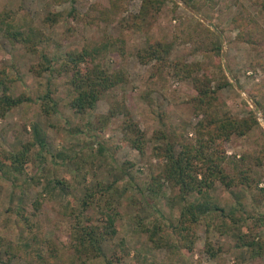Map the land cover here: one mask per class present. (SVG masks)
Wrapping results in <instances>:
<instances>
[{
	"label": "trees",
	"instance_id": "trees-1",
	"mask_svg": "<svg viewBox=\"0 0 264 264\" xmlns=\"http://www.w3.org/2000/svg\"><path fill=\"white\" fill-rule=\"evenodd\" d=\"M75 1L69 0L71 8L67 12L68 16H74L76 12L72 5ZM128 1L110 0L109 6L98 9L100 18L111 21L112 15L127 11ZM184 1L201 11V0ZM168 3L172 4L171 11L175 12L179 6L176 0H141L135 11L128 12L117 20L119 36L110 35L98 44L84 43L77 51L70 49L61 53L49 51L46 46L51 39L41 28H17L9 20V13L0 14V34L11 43L24 47L29 45L27 51L37 55L35 63L29 68L30 72L36 76L47 74L46 88L35 101L39 113L49 118L59 112L54 89L50 84L53 77L67 74L70 85L67 106L77 115L87 131L92 129L95 132L90 136L92 140L97 137V133L105 131L112 118L120 117L122 144L136 150L141 157L146 152L149 140L147 141L145 132L125 103H111L106 113L95 116V122L90 118L97 102L108 91L128 82L123 70L103 66L97 58L116 43L120 45L116 49L122 53V46L130 34H143L144 39L135 51V58L141 64H151L156 78L163 83L164 78L187 81L195 91L189 98L193 116L196 117L194 123L183 120L179 124H173L169 120H163V111H154L159 125L153 129L150 137L153 143L146 170L135 167L134 163L123 162L119 178H127V185L124 187H118L116 179L104 181L96 176V171H90L94 182L84 184L77 199H71L72 202L67 199V203L62 206L70 217L67 227L69 240L64 247L69 251L71 264H91L93 260H99L102 264H115L124 259L122 252L126 254L127 251L124 239L116 243L111 241L118 232L117 220L123 217L119 206L127 192V186L144 194L142 205H148L154 212H158L149 220V224L144 223L146 216L140 213L136 219L140 229L138 230L145 234L150 248L164 249L174 257L192 253L198 225L209 219L212 222L219 221L214 227L216 232L232 240L236 248H245L251 258L264 257V213L253 215L240 201L230 204L225 202L222 205L217 193L218 188L225 191L239 188L251 198L253 205L259 206L264 199V129L253 109L246 115L237 116L226 103L219 100V90L228 87L231 82L221 64L220 36L209 26L193 17L191 32L187 30V37L191 40L194 39V33H199L198 29L204 34L203 42L193 45V53L201 51V59L195 61L172 57L174 42L150 34L151 26ZM256 5L264 13V0H257ZM61 15V11L49 13L42 18V23L49 27L55 25ZM232 22L238 28L236 39L247 42L254 48L253 34L260 30L249 26L251 22L247 23L242 17H234ZM8 68L9 66L4 65L0 67V117L11 108L32 101L28 95L13 96L9 93L10 85L19 80V77L9 75ZM262 88V84H257L248 89L251 99L260 110L264 109ZM88 113L89 117L85 118ZM74 131L83 130L75 125ZM255 132V148L246 149L239 154L227 153L225 142L232 136L250 137ZM29 134L28 141L20 143L17 150L6 151L0 147V175L12 180L11 174H15L12 181L23 175L25 186L43 185L42 191L49 197L52 195L51 189L58 188L65 190L68 197L72 187V180L68 177L44 178L42 174H30V169L33 168L30 151L37 145L40 151L46 150L47 134L36 120L31 123ZM97 144V151L102 154L107 147L103 142L97 141ZM57 155L62 157L64 154L57 152ZM39 157L43 158L42 155ZM80 174L83 181H86L87 172L81 171ZM41 177L44 178V183ZM163 196L171 218L168 212L156 208L157 202ZM40 197L41 193L38 194V198ZM38 198L33 203L36 209L40 205ZM173 211H178L175 218L171 214ZM5 216V222H13L19 229V234L16 239L0 234V263L10 264L16 257L32 255L39 264H54L58 250L51 240L42 236L37 223L27 213L24 203L17 207L8 205ZM206 225L208 227V221ZM202 251L215 258L221 249L207 240Z\"/></svg>",
	"mask_w": 264,
	"mask_h": 264
},
{
	"label": "rangeland",
	"instance_id": "rangeland-1",
	"mask_svg": "<svg viewBox=\"0 0 264 264\" xmlns=\"http://www.w3.org/2000/svg\"><path fill=\"white\" fill-rule=\"evenodd\" d=\"M109 1L76 0L72 3L76 12L74 16H68L67 12L71 8L69 0L62 2L57 0H0V14L9 13L11 15L9 20L17 28H29L30 26L41 28L44 34L51 39L49 45L46 46L49 51L61 53L70 49L77 51L84 43L98 44L110 35L119 36L117 20L128 12L135 11L141 2V0H129L127 11L112 15L111 21H104L100 18L98 9L109 6ZM176 1L179 6L175 12L171 11L172 4L168 3L151 26L150 34L162 36L174 42L172 57L195 61L201 59V51L193 53V45L203 42L204 34L198 29L199 33H194V39L191 40L187 37L189 33L187 30H190L194 21L193 17L203 21L220 36L221 64L226 77L231 82V85L219 90V100L226 103L231 112L237 116L246 115L250 109H253L264 129V109H258L248 93L251 87L262 84L264 99V13L256 5L257 0H201V11H197L184 0ZM56 11L62 12L58 22L50 27L43 25L42 18ZM234 17L245 18L247 23L251 22L249 26L260 30L253 34L254 48L247 42L236 39L238 28L232 22ZM143 39V34H130L122 46V53L121 50L116 49L120 46L116 43L108 52L97 58L103 66L123 70L128 82L108 91L97 102L90 117L95 122V116L106 113L111 103H125L134 119L138 121L140 128L145 132L147 141L149 140L146 152L141 157L136 150L122 144L120 117L112 118L104 132L97 133V137L93 140L90 138L95 132L92 129L87 131L77 115L67 106L70 93L67 74L53 77L52 84H50L54 89L59 112L49 118L42 116L35 101L46 88L47 74L36 76L30 72L29 68L35 63L37 55L27 51L29 45L24 47L18 43H11L0 34V67L9 66L8 74L19 77V80L10 85L9 93L13 96L24 94L32 98L31 102L13 107L0 117V147L6 151L17 150L20 143L28 141L31 123L36 120L46 131L47 144L46 150L43 151H40L38 145L31 149L30 158L33 168L30 169V174H42L44 178L68 177L72 180L68 197L65 190L58 188L51 189L52 195L49 197L42 191L43 185L33 187L28 184L25 186L26 181L23 175L15 181H12L15 174H11L12 180L0 175V234H5L12 239L18 237L19 229L13 222L4 220L6 218L5 208L8 205L17 207L20 203H24L27 213L37 223L42 236L51 240L58 250L54 264H71L69 251L64 247L69 240L67 227L70 217L66 215L62 206L67 203V199H70L69 202H72L71 199H77L84 184L94 182L90 171H96V176L104 181L116 179V185L124 187L127 185V178H119L123 162L134 163L135 167L146 170L147 160L151 158L149 156L153 142L150 141V137L153 129L159 125V119L154 111H163L165 113L163 120H169L173 124H179L183 120L192 123L196 121L189 104V98L195 93L192 85L187 81L167 78H164L165 83H163L153 74L151 64H141L135 58V51ZM87 117L89 113L85 115V118ZM75 125L80 126L83 131L75 132ZM256 132L250 137L232 136L225 142L227 153L239 154L246 149L255 148ZM97 141L103 142L107 147L102 154L97 151ZM57 152L64 155L58 156ZM40 155L43 158L39 157ZM262 168L264 169V165ZM81 171L87 172L86 181H83ZM136 174L139 175L137 172ZM44 178L42 183L45 182ZM126 188L127 192L119 206L123 217L117 220L118 232L111 243H116L123 238L127 251L126 254L122 252L125 255L124 259L115 264H264V257L251 258L248 250L236 248L232 240L219 235L214 228L219 221L212 222L209 219H207L208 227L206 220L199 223L192 253H183L174 257L167 254L164 249L150 248L145 234L139 232L136 219L140 213L146 216L144 223L147 224L158 212H154V209L148 205H142L144 194L137 193L130 186ZM39 193L42 194L40 198H38ZM217 193L222 205L225 202L230 204L240 201L253 215L264 213V199L260 201L259 206L253 205L251 198L242 189L235 188L225 191L218 188ZM37 198L40 203L38 209L33 205ZM164 203L163 196L157 202L156 208L159 211L168 212ZM169 214L168 212L171 218ZM171 214L175 218L178 211H173ZM250 232L255 234L253 230ZM262 236L264 238V232ZM207 240L211 241L214 247L221 249L215 258L202 251ZM10 264L39 263L31 255L16 257ZM91 264H102V262L93 260Z\"/></svg>",
	"mask_w": 264,
	"mask_h": 264
}]
</instances>
